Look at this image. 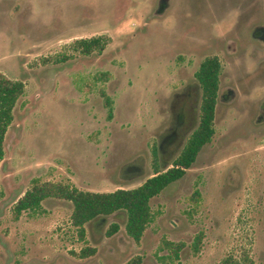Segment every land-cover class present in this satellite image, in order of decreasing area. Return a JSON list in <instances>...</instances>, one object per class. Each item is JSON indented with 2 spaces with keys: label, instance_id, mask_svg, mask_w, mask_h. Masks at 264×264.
Segmentation results:
<instances>
[{
  "label": "rangeland",
  "instance_id": "374dc122",
  "mask_svg": "<svg viewBox=\"0 0 264 264\" xmlns=\"http://www.w3.org/2000/svg\"><path fill=\"white\" fill-rule=\"evenodd\" d=\"M173 1L166 15L148 18L133 37L157 0H0V72L25 86L0 162V264H122L134 256L141 264H161L155 252L163 239L185 244L172 264H218L244 253L264 264V128H233L246 117L230 112L214 122L211 141L185 173L151 200L156 216L139 242L125 234L122 212L85 223L81 240L64 198L48 197L40 212L14 216L15 202L33 183L110 192L139 186L154 166H170L166 142L182 134L168 109L183 75L179 35L166 28L179 6ZM184 1L182 8L193 6ZM94 36L105 48L84 53L79 40ZM103 73L106 82L93 80ZM157 138L161 162L152 163ZM135 156L143 175L118 179V168ZM113 222L121 227L107 236ZM86 247L95 253L80 257Z\"/></svg>",
  "mask_w": 264,
  "mask_h": 264
},
{
  "label": "flooded vegetation",
  "instance_id": "af4514ba",
  "mask_svg": "<svg viewBox=\"0 0 264 264\" xmlns=\"http://www.w3.org/2000/svg\"><path fill=\"white\" fill-rule=\"evenodd\" d=\"M182 2L185 1L176 2L179 5L177 13L170 18L166 26L179 35L177 38L181 42V50L176 60L183 73L180 87L173 93L168 107L169 121H176L178 130L182 127L180 139L177 135L166 142L170 155L174 157L172 163L200 124L202 80L205 78L203 64L206 61L210 66L211 87L215 92L212 125L230 112L246 117L243 121L235 123L233 128H264V0H193V6L189 3L184 8L181 7ZM172 3V0H157L156 5L151 8L146 18L144 17L145 20L134 26L132 36L145 29L148 18L166 15ZM255 5L257 9H252ZM155 27L157 29L159 25L155 24ZM203 34H209L204 41ZM177 38L171 37L167 40L171 42ZM85 40L98 41V44L93 41L92 46L95 47L89 53L102 51L106 45L101 36ZM202 46L208 49H202ZM205 50L207 54L203 53ZM134 51L138 55L137 49ZM189 68L192 69L191 75L184 73ZM87 78L83 79L89 89ZM98 78L106 82L109 75L103 73L93 80ZM99 93L103 97L106 95L104 89ZM161 145L157 138L158 152L155 148L152 149V163L161 162ZM136 158L137 156L127 162L125 167L118 168L123 176L118 179L131 181L143 175L141 168L134 162ZM172 163L165 169L171 167Z\"/></svg>",
  "mask_w": 264,
  "mask_h": 264
},
{
  "label": "trees",
  "instance_id": "16d2710c",
  "mask_svg": "<svg viewBox=\"0 0 264 264\" xmlns=\"http://www.w3.org/2000/svg\"><path fill=\"white\" fill-rule=\"evenodd\" d=\"M93 41L98 44L97 40ZM93 41L79 40L83 52L89 53L95 47L92 46ZM203 70H205V78L202 80L201 121L171 167L163 171L155 167L153 175L145 179L139 186L129 189L120 188L110 192L83 191L63 183H33L15 202L13 208L15 218H18L23 211L38 213L42 210V200L48 197H59L71 202L73 209L70 220L72 225L77 228L78 237L81 240H84L85 237V223L97 216L103 218L116 212H122L125 215L123 224L125 234L135 242H139L144 231L156 216L150 206L151 200L169 184L179 179L195 161L201 147L211 141L214 132L212 118L215 92L211 87L208 61L203 64ZM24 88L22 81L11 79L0 72V162L5 154L4 139L7 129L13 121V109L17 100L24 93ZM104 99L109 115H111V100L107 95H104ZM1 196L2 191L0 190V198ZM193 197L196 204L200 198L198 190L194 191ZM120 227L118 223L113 222L108 226L105 234L112 236ZM200 240L201 235H196L191 244L194 252L198 251ZM184 246V242L163 239L155 252L156 259L161 264H172L179 259L180 251ZM163 250L166 251V254H159ZM93 253H95V248L86 247L81 250L79 255L86 257ZM122 264H141V257L134 256ZM218 264H254V262L248 254L244 253L240 258L227 255Z\"/></svg>",
  "mask_w": 264,
  "mask_h": 264
}]
</instances>
